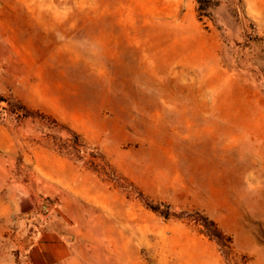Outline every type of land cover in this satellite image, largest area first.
Listing matches in <instances>:
<instances>
[{"label": "rangeland", "instance_id": "rangeland-1", "mask_svg": "<svg viewBox=\"0 0 264 264\" xmlns=\"http://www.w3.org/2000/svg\"><path fill=\"white\" fill-rule=\"evenodd\" d=\"M57 239L264 264V0H0V264Z\"/></svg>", "mask_w": 264, "mask_h": 264}, {"label": "crops", "instance_id": "crops-1", "mask_svg": "<svg viewBox=\"0 0 264 264\" xmlns=\"http://www.w3.org/2000/svg\"><path fill=\"white\" fill-rule=\"evenodd\" d=\"M29 254H42L40 258L31 256L34 262L38 264L53 263L63 260L67 254V244L62 240H52L41 246H36L34 251Z\"/></svg>", "mask_w": 264, "mask_h": 264}, {"label": "built area", "instance_id": "built-area-1", "mask_svg": "<svg viewBox=\"0 0 264 264\" xmlns=\"http://www.w3.org/2000/svg\"><path fill=\"white\" fill-rule=\"evenodd\" d=\"M43 213L46 215V217H50L52 213V206L51 204H43L42 205Z\"/></svg>", "mask_w": 264, "mask_h": 264}]
</instances>
